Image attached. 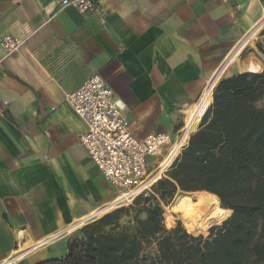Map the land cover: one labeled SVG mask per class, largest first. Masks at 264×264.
Returning <instances> with one entry per match:
<instances>
[{"label": "crops", "instance_id": "1", "mask_svg": "<svg viewBox=\"0 0 264 264\" xmlns=\"http://www.w3.org/2000/svg\"><path fill=\"white\" fill-rule=\"evenodd\" d=\"M62 1L0 0V41L26 40L9 57L0 46V264L61 259L46 251L117 207L66 100L92 76L143 139L196 131L221 77L264 70V55L238 58L264 23V0H95L104 24ZM174 208L191 230V213L206 224L211 215L210 203Z\"/></svg>", "mask_w": 264, "mask_h": 264}, {"label": "trees", "instance_id": "2", "mask_svg": "<svg viewBox=\"0 0 264 264\" xmlns=\"http://www.w3.org/2000/svg\"><path fill=\"white\" fill-rule=\"evenodd\" d=\"M261 71L222 79L198 130L164 177L129 206L81 228L65 257L38 264H264ZM179 192L210 196L204 228L187 229L181 222L166 227L173 216L165 208ZM226 218L207 237L193 235Z\"/></svg>", "mask_w": 264, "mask_h": 264}, {"label": "built area", "instance_id": "3", "mask_svg": "<svg viewBox=\"0 0 264 264\" xmlns=\"http://www.w3.org/2000/svg\"><path fill=\"white\" fill-rule=\"evenodd\" d=\"M61 5L82 15L98 14L101 22H106L95 0H63ZM25 44L26 40L12 36H4L0 41L7 57L19 53ZM66 100L87 125V131L80 136L82 146L103 179L117 190L118 198L129 199L126 204L150 191L158 181L154 178L156 170L171 158L167 171L194 132L185 124L175 137L153 133L136 138L129 128L126 105L116 98L100 75L92 76L77 91L68 94Z\"/></svg>", "mask_w": 264, "mask_h": 264}, {"label": "rangeland", "instance_id": "4", "mask_svg": "<svg viewBox=\"0 0 264 264\" xmlns=\"http://www.w3.org/2000/svg\"><path fill=\"white\" fill-rule=\"evenodd\" d=\"M264 37V23L262 25H260L256 31L250 35L248 38L250 39V42L245 46V48L238 54V58L241 59V60H246V58L248 56H256V57H259V58H262V56L264 55L263 51H262V38ZM262 72V71H261ZM224 79V77L220 78V81ZM219 81V82H220ZM218 82V83H219ZM217 83V84H218ZM216 84V85H217ZM216 87V86H215ZM214 87V89H215ZM214 92V90H213ZM212 98H213V94H212ZM212 103V102H211ZM259 107H262L264 106V99L262 102H260L258 104ZM200 124V123H199ZM198 130V127L196 129V131ZM196 131H194L193 133H195ZM154 165V164H153ZM170 165V162L168 163V159L164 162V164L161 165V167L159 169L156 170V179L159 180L161 178L164 177L165 173L167 171H165L167 169V167ZM155 166V165H154ZM179 201H187L189 202L190 206L193 207L195 205L198 204V202H202L203 205H208L209 203L211 204V201H210V196L208 194H197V193H181L179 192L176 196V198L174 199V201L171 203V205H169L168 207L165 208V213L168 211L170 213V215L173 216V223L172 225H166V227L168 229H172L176 226L177 222H181L180 220V215L178 214H175V208H174V205L177 204V202ZM128 202V201H127ZM127 202L125 203H122V204H118L117 207L111 211H108L106 212L103 216L121 208V207H127L129 206L131 203L129 204H126ZM126 204V205H125ZM203 212H206V207L204 206L203 208ZM208 209V208H207ZM186 213V211H185ZM101 216V217H103ZM231 216V215H230ZM229 216V217H230ZM100 217V218H101ZM228 217V218H229ZM98 218V219H100ZM228 218H226L225 220H223L222 222L220 223H215V222H211L209 223V226H208V229H207V232L206 233H197V234H193L195 236H199V235H203L204 237H207L209 235V232L212 228L214 227H217V226H221L223 224V222H225ZM97 220V219H95ZM93 220V221H95ZM190 226H196V227H199V229L201 228H204L206 226V215L202 214L200 216H197L195 214H192L191 213V217H190ZM91 221V222H93ZM89 222V223H91ZM127 220L124 221V223H126ZM89 223H85L84 225L80 226V228L76 229L75 231L71 232L69 234V240L70 239H73L77 234H78V231L79 229L83 228L84 226H86L87 224ZM182 223V222H181ZM183 224V223H182ZM208 224V223H207ZM184 226V224H183ZM185 227V226H184ZM186 228V227H185ZM196 230V229H195ZM47 253L49 252V256L50 258H61V257H64L67 255L68 253V247L66 245L65 242H59V243H56L54 244L53 246H51L49 248L48 251H46ZM19 264V263H17ZM26 264H30L29 261L26 262Z\"/></svg>", "mask_w": 264, "mask_h": 264}, {"label": "bare ground", "instance_id": "5", "mask_svg": "<svg viewBox=\"0 0 264 264\" xmlns=\"http://www.w3.org/2000/svg\"><path fill=\"white\" fill-rule=\"evenodd\" d=\"M171 158L168 159V163L171 162ZM154 178H156V176H154ZM129 199H127L126 197H121L119 198L114 205H118V204H122V203H125L127 202Z\"/></svg>", "mask_w": 264, "mask_h": 264}]
</instances>
